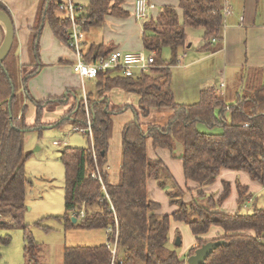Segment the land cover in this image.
<instances>
[{"label": "trees", "instance_id": "trees-1", "mask_svg": "<svg viewBox=\"0 0 264 264\" xmlns=\"http://www.w3.org/2000/svg\"><path fill=\"white\" fill-rule=\"evenodd\" d=\"M85 1L83 11L77 16V20L83 22L84 33L87 29L101 27L106 16H130L122 8L121 0ZM177 1V8L162 6L154 17L142 24L143 50L154 57L150 72L132 77L99 72L95 79L98 96L87 95L86 103L75 89H67L62 96L37 99L28 87L30 79L44 68L39 55L44 25L47 24L53 36L68 47L65 30L70 22L59 10L65 0L39 1L27 44L28 72L18 63L14 36L11 50L0 66V230L22 229L27 264H40L42 255L29 225L24 223L27 210L24 163L29 155L23 153V135L46 126L60 127L65 122L78 130L86 129L89 122L91 137L85 133L87 147L67 146L60 152L64 167V214L53 217L63 221L66 230L73 227L103 230L106 242L96 246L64 247L61 264H110L112 255L107 243L113 242L115 237L117 264H187L184 257L168 248L171 221L186 225L195 240V245L187 250V258L208 242L224 241L227 245L216 248L204 264H264L263 74L259 69L244 70L238 82L224 87L223 95L215 88H208L199 93L194 104L176 103L170 86L171 69L178 65L179 54L186 45L185 30H203L201 51L211 49L212 39L221 43L225 0ZM177 9L181 11V21ZM0 12L12 21L2 2ZM3 40L4 30L0 26V46ZM164 49L170 52L167 60L161 55ZM113 51L112 44L90 47L84 52V61L97 62ZM114 90L134 94L139 111L130 105H112L108 94ZM71 96L76 101L57 121L43 123L46 108L65 106ZM27 104L34 107L31 124L25 120ZM128 108L133 110V120L126 123L121 132L118 181L109 184L104 166L113 117ZM154 109H168L171 115L165 124L142 128L140 118H146ZM148 141L153 149L166 150L181 162L184 181L195 185L192 189L186 187L190 194L195 191L194 198L185 202V192L167 166L160 159L148 158ZM178 145L182 149L180 156L175 155ZM96 168L102 184L91 176ZM222 170L242 172L260 185L263 206L257 207L255 203L251 211L239 212L254 199L248 187L236 179L238 211L227 214L217 210L231 195L230 182H221L222 191L216 198L215 194L206 195L202 188L214 184ZM148 180L155 181L165 192L169 205L177 207L174 212L158 213L160 205L147 195ZM37 224L40 226V222ZM211 228L218 231L214 239L206 240ZM10 240L9 234L0 236V246L9 244Z\"/></svg>", "mask_w": 264, "mask_h": 264}, {"label": "crops", "instance_id": "crops-1", "mask_svg": "<svg viewBox=\"0 0 264 264\" xmlns=\"http://www.w3.org/2000/svg\"><path fill=\"white\" fill-rule=\"evenodd\" d=\"M40 0H0L8 9L11 17L12 23L14 26V36L17 40V59L19 65L23 66L22 69L28 68L29 64V55H28V39L30 34V29L34 24V19L36 15L37 6ZM114 1V0H113ZM123 1L122 8L130 13V16L127 18H116L113 16H106L105 21L110 23V27L105 26L106 28L112 29L114 25L119 31L111 32L109 31L106 38L102 41H94L95 36L92 33L90 38L93 39L90 41L88 39V34L91 30L87 29L84 33V52L88 51L90 47H97L100 45L112 44L115 50L121 52H145L141 44V35H142V24L137 21L132 20V9L135 0H121ZM151 4L155 6V10L151 12V16H155L157 11L165 5L174 6L177 8V0H148ZM86 5V4H85ZM84 5V6H85ZM178 17L181 21V11L177 9ZM149 17V18H150ZM223 36L221 43L211 42V49L207 52L201 51L200 47L203 45V39H201V34H196L192 37L187 28L186 32V45L182 49V72L186 77L182 81L184 85L182 90L189 94L190 87L186 88L185 84L190 76L187 77L189 72L195 70L199 71V76L195 77L194 89L189 99L183 100L181 95L177 94L176 85L178 82L174 81L171 69V89L174 95V100L178 104H194L199 99V93L208 88H215L218 90L219 83L224 82L225 87L231 86L233 83L238 82L240 74L244 70L259 69L263 74L264 81V0H225L224 1V11H223ZM136 24H130V23ZM136 22V23H135ZM105 23V22H104ZM104 26V25H102ZM101 28V27H100ZM102 34H105L103 32ZM99 35H96L98 37ZM114 39L112 40V38ZM99 39V37H98ZM90 42H88V41ZM221 44V45H220ZM220 45V49L217 48ZM146 53V52H145ZM39 55L40 61L44 65L37 76L30 79L28 83L29 91L33 97L37 99H42L46 97H58L66 93L67 89H75L78 97H83L84 94L91 95L93 98L98 96V92L95 88V80L85 79L81 80L80 77L73 72L72 65L75 61V56L73 52L64 44L60 43L52 34L48 25L45 24L40 35L39 40ZM180 62V61H179ZM178 62V64H179ZM25 67V68H24ZM206 69L205 73H201L202 69ZM30 69V68H28ZM25 71V70H24ZM181 83V82H179ZM188 84V83H187ZM81 90V91H80ZM224 94V92H223ZM222 94V95H223ZM128 93H125L121 90H114L108 94L110 102L114 106L129 105V103L138 104V99L132 98L128 100ZM128 96V97H127ZM128 98V99H127ZM74 97H70V100L67 105L57 106V111L54 114L57 116L47 114V111H44L43 123L49 124L52 121L58 119L61 114L66 112L75 102ZM130 106H134V105ZM28 105V112L26 114V123L31 124L34 119V107ZM138 107V106H137ZM158 110V109H154ZM124 114L120 117L126 118L122 123L121 132L124 125L133 120L132 116H125L127 110L123 112ZM165 115V121L162 124H165L171 115L170 110H164L162 112ZM49 115V121H46L45 116ZM149 116V115H148ZM148 116L143 120L148 125H153L154 123L146 122ZM118 118L114 116L113 119ZM128 117V118H127ZM130 117V118H129ZM168 118V119H166ZM47 128V127H46ZM45 129V127H44ZM109 140V148L107 153V161L104 166L105 172L108 174L109 184H116L118 181V173L120 167L121 159V133H120V142L118 145V150L114 156L113 150H111ZM167 154V156L165 154ZM163 154V155H162ZM147 156L149 159L157 160L160 159L169 169L177 184L181 187L194 188L195 185L191 182L186 183L182 174V165L180 176H176L175 169L176 165L172 160L170 153L163 149H153L151 142L147 143ZM181 163V162H180ZM113 169V173H112ZM223 171V172H222ZM218 178H221L220 182L228 181L229 178H239L242 172L222 170ZM227 176L228 179H224ZM243 177V176H241ZM243 185L248 187V193L253 197L251 191V186L254 188L259 187L262 192V187L252 184L244 178ZM182 181V182H180ZM152 180L147 181V195L150 200L156 202L160 205L159 214H164L161 211V203L169 204L168 198L165 195H162L160 189L153 184ZM235 182V181H234ZM234 182H230L232 186L231 194L234 190ZM156 183V182H155ZM216 181L214 182V184ZM208 185L202 188L204 193H213L216 196L219 195L222 191V186L218 185ZM252 184V185H251ZM193 194L195 191L193 190ZM158 194L162 196L163 199H159ZM231 196V195H230ZM262 196V193H261ZM237 199V194L235 192V201ZM253 199V198H252ZM228 200V199H227ZM227 200L217 209L221 212L227 214H234L236 211L232 209L231 206H225ZM256 201V200H255ZM161 202V203H160ZM251 203V200L249 201ZM248 203V204H249ZM248 207V205L246 206ZM171 214V213H170ZM173 222V221H172ZM171 227V226H170ZM168 233V244L174 240L175 231ZM218 230L211 228L208 232L207 237H212L217 233ZM105 232V231H104ZM106 240V232H105ZM191 240V239H190ZM195 245V240L192 237V240L186 245L187 250L192 248Z\"/></svg>", "mask_w": 264, "mask_h": 264}, {"label": "rangeland", "instance_id": "rangeland-1", "mask_svg": "<svg viewBox=\"0 0 264 264\" xmlns=\"http://www.w3.org/2000/svg\"><path fill=\"white\" fill-rule=\"evenodd\" d=\"M72 1L80 5H85L86 3L85 0H72ZM131 18L134 22L135 21L134 18L133 17ZM103 25L104 26H101V28L100 27L91 28L88 34V39L90 41L93 40L90 38L92 33L95 36L94 41L97 40L102 41V39L104 40L106 38L109 31L111 32L119 31L114 27V25L111 27L112 29L106 28L105 26L110 27V23H108V21H105ZM103 32H105V34H102ZM188 32H190L192 37H194L196 36V34L198 35L200 34V32H203V30L189 28ZM96 35H99L98 36L99 39L98 37H96ZM202 36L203 34H201V39ZM113 39L114 37L112 38V40ZM161 55L163 59L167 60L170 57V52L168 49H164ZM179 61H180L179 64L172 69V75L174 74L173 80L178 82L177 84H175L177 89V94L181 95L183 100H187L192 94V90L194 89L193 83H195L194 82L195 77L199 76V71L195 70L193 72H189L187 75V77L190 76V79L187 80L185 86L186 88L188 87L191 88L188 94L184 91V89L182 90V87L184 86L182 84V81L186 77V73L184 74L182 72V51L179 54ZM29 70L30 69L28 68L25 69L26 72H28ZM205 72H206L205 68L201 70V73H205ZM128 94L129 97L128 96L127 97L129 99L128 98L127 99L129 101L132 98L133 99L136 98L134 94L132 93H128ZM86 96L87 95L85 94V97ZM131 104L132 103H129V105ZM132 105H134L133 108L135 110L139 111L137 107L138 104L136 102ZM164 110L166 109L151 110L146 122L148 123L150 122L154 124H162L165 121L164 120L165 115L162 114ZM45 111H47V114L53 115L57 111V106L46 108ZM132 111L133 110L131 108H128L125 116L126 115L132 116L133 115ZM123 114L124 113H121L118 115V118L116 117L115 119H113L110 147L111 150H113L114 156L118 150V145L120 142L121 127L123 125L122 123L126 119L124 117H120ZM54 115L57 116L58 114H54ZM45 119L46 121H49L50 119L49 115H46ZM58 119L52 121L51 123L57 121ZM143 120H145V118H140L139 122L141 127L145 128L144 124L146 123ZM46 127L43 130L26 132L23 135V153L29 155L24 163V169L27 176V185L25 188L26 189L25 202H26L27 210L24 215V223L29 225L32 236L36 244L38 245L39 249H41L40 251L42 256H41L40 264H61L62 251L64 247L96 246L105 243L106 240H105V232L103 230H86L77 227H73L66 230L64 228L63 221L53 217V216H62L64 214V200H63V195H64L63 168L64 167L60 160V152L67 146L73 148H81V147H87L88 144H87V137L85 136V134L78 131H73V127L69 122L63 123L62 125H60V127H54V128H50L49 126ZM199 128L203 129L204 127L200 126ZM214 132H216V130H214ZM175 153H176L175 155L177 156H180L179 154L182 153V149L180 145H178V148ZM165 155L167 156V154ZM171 161L176 162L175 165L177 167L175 169L174 174L176 176L178 175L179 177L181 172V163L179 160L173 158ZM112 173H113V169H112ZM228 177L229 176H227L224 179L227 180ZM244 178L249 180L246 174L240 175V177L236 179L241 184H243L245 180ZM236 179L229 178L228 181L233 183L234 181H236ZM220 180L221 178H217L216 183L214 185L217 186L219 185L221 190ZM249 182L252 184H256L251 180H249ZM153 184L156 186L155 182H153ZM180 188L185 192L183 197V200L185 202H188L195 197V193L194 194L188 193L185 186L184 187L181 186ZM250 189L252 192H254L252 197L254 200H252L251 203L248 202L249 204L247 203L248 207L245 206L244 208L242 207L241 209H239V212L241 213H246L248 211H251L255 203L257 207L263 206V197L261 196L262 190L259 187L253 188L252 186ZM235 192L236 191L234 189L233 193L231 194V196H229L227 202L225 203V206H231L234 211H238L237 203L235 201ZM161 194L165 196L164 191H162ZM205 194L207 195L213 193L210 192ZM214 196L216 198L218 195L217 196L214 195ZM158 197L159 199H163L162 196H160L159 194ZM161 206H162L161 211L164 214H170L177 209L176 206H171L169 204H164V203H161ZM38 222H40V226L37 224ZM170 226H171L170 233L175 231V236H174V240L168 244V248L175 250L179 256H181L182 258L184 257L187 260L186 245L192 240L193 236L191 235L188 227L181 222L171 221ZM5 234H9L11 236V240L9 244L0 246V264H27V261L24 258V251H23L24 241H23L22 229L20 227H16L9 231L0 230L1 237L4 236ZM176 238L180 239L179 246H176L175 244ZM214 238L215 235L212 237H208V239L206 240H211Z\"/></svg>", "mask_w": 264, "mask_h": 264}, {"label": "built area", "instance_id": "built-area-1", "mask_svg": "<svg viewBox=\"0 0 264 264\" xmlns=\"http://www.w3.org/2000/svg\"><path fill=\"white\" fill-rule=\"evenodd\" d=\"M84 6L73 2L72 0H65L59 5V10L64 12L69 18L70 26L65 30L68 38V48L73 52L75 61L72 65V70L83 81L85 79L95 80L99 72H112L124 77H132L142 73H149L153 67L154 57L152 54H147L143 51L139 52H121L115 50L108 54L107 57L102 58L94 63H86L84 61V32L82 31L83 22L77 20V16L83 11ZM156 8L148 0H135L133 4L132 17L135 21L144 23L149 20L150 14ZM212 42L215 40L212 39ZM225 83H219L217 93L222 95L224 92ZM84 103L87 99L83 95ZM83 134L88 133L91 137V131L88 126L86 129H73ZM97 170L91 174L92 178H96L101 184L102 180ZM83 217V213L80 214ZM107 248L112 255L110 264H117V242L116 237L113 242L107 243Z\"/></svg>", "mask_w": 264, "mask_h": 264}, {"label": "water", "instance_id": "water-1", "mask_svg": "<svg viewBox=\"0 0 264 264\" xmlns=\"http://www.w3.org/2000/svg\"><path fill=\"white\" fill-rule=\"evenodd\" d=\"M0 25L4 30V40L0 46V66L8 56L14 39V26L11 19L3 12H0ZM75 223L76 219H72ZM176 246L180 245V239L176 238ZM227 245L224 241H211L196 249L194 254L186 260L187 264H204L208 256L218 247Z\"/></svg>", "mask_w": 264, "mask_h": 264}, {"label": "bare ground", "instance_id": "bare-ground-1", "mask_svg": "<svg viewBox=\"0 0 264 264\" xmlns=\"http://www.w3.org/2000/svg\"><path fill=\"white\" fill-rule=\"evenodd\" d=\"M1 26V25H0Z\"/></svg>", "mask_w": 264, "mask_h": 264}]
</instances>
